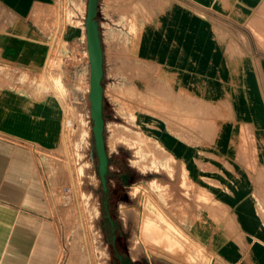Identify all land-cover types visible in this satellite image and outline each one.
<instances>
[{
    "label": "crops",
    "instance_id": "1",
    "mask_svg": "<svg viewBox=\"0 0 264 264\" xmlns=\"http://www.w3.org/2000/svg\"><path fill=\"white\" fill-rule=\"evenodd\" d=\"M257 2L98 0L104 83L115 73L114 58L136 57L140 63L148 64L157 105L175 102L204 110L206 104H212L206 101V94L221 90L223 19L236 21L235 15L253 8ZM54 6L55 0H0V67L25 73L47 68L56 30ZM84 15L83 11L77 18L71 16L79 24L64 22L57 35L68 51L81 44L86 54ZM130 26L137 35L133 48L126 44ZM10 77L0 74V79ZM142 78L139 80L143 81ZM52 79L51 88L61 93V81L56 76ZM175 88H184L192 95L183 98L174 94ZM208 98L212 99L211 95ZM213 99L218 114L220 99ZM249 104L256 106V112L246 119L253 144L231 150L247 154L246 160L237 157L236 167L232 166L240 182L244 170V182L224 199L216 186H203L222 204L214 209L218 220L200 214L179 222L167 213L178 231L208 255L207 264H264V95L252 96ZM199 112L196 110L195 114L200 122L203 117ZM156 115V120L164 118L160 112ZM164 126L165 130H156L157 137L163 130L171 136L168 125ZM196 126L202 131V124ZM63 127V107L58 95H38L25 85L0 81V264L58 263L61 235L51 215L45 185L48 180L55 185L61 183L59 163L47 152L60 146ZM186 135L196 136L197 131L181 133ZM166 145L177 158H186V152L199 157L203 154V159L208 154L203 163L214 170L209 176L221 182V144ZM199 182L198 179V187H202ZM138 253L139 249L132 255Z\"/></svg>",
    "mask_w": 264,
    "mask_h": 264
},
{
    "label": "rangeland",
    "instance_id": "2",
    "mask_svg": "<svg viewBox=\"0 0 264 264\" xmlns=\"http://www.w3.org/2000/svg\"><path fill=\"white\" fill-rule=\"evenodd\" d=\"M86 2L55 0L53 27L56 30L47 68L44 66L36 72L25 73L0 67V74L11 76L0 81L25 85L38 95L52 92L58 95L63 107L64 127L60 146L47 152L59 163L62 179L58 185L49 180L45 185L51 215L61 235V252L57 264H121V256L114 255L111 245L115 233L111 234L103 211L104 194L94 154L87 98V52L84 53L81 44L68 51L64 43L57 40L64 22L77 26L80 21L75 18L79 13L84 11L86 15ZM235 17L236 21L232 22L228 21L229 18L223 19L221 90L206 94V101L212 104H206L204 110L175 102L157 105L148 64L140 63L139 58L132 56L113 60L115 73L107 77L104 83L105 137L107 152L112 156L109 168L111 171L117 170L113 160L117 157L120 165L129 164L141 177L127 185L132 177L130 174L125 175V184L121 185L120 193L123 194L126 189L128 201L118 200L115 206V198H111L108 208L112 213L115 206L113 215L126 231V251L135 260H147L146 256L149 255L146 252L149 248L139 235L145 196L167 217L169 213L179 222H184L185 217L188 220L200 214L217 221L214 209L222 204L219 199L213 198V194L203 190V186H216L224 199L245 180L244 170H241L240 182L232 166L236 167L237 157L246 160L247 154L231 150H235L236 146L246 148L253 144L246 119L251 117L248 114L256 112V106L249 102L252 96L259 98L264 95V0H259L253 8H247ZM129 28L131 33L126 44L127 48H133L137 35L133 26ZM53 76L62 83L61 93L54 92L49 84L53 82ZM140 76L143 81L139 80ZM55 87H58V82H55ZM173 91L186 99L192 95L184 88H175ZM209 95L212 99L208 98ZM214 97L219 98L221 103L218 110L216 107L218 114L214 109ZM194 110H200L203 117L200 122ZM157 112L164 114V118L156 120ZM198 123L202 124V131L197 130ZM165 124L171 136H166ZM161 129H164L163 134L157 137L156 130ZM194 131H197L196 136H181L182 132ZM167 142L190 147L199 143L221 144L224 150L221 182H215L209 176L214 170L208 167V163H203L208 160V154L203 159V154L200 158L199 154L186 152V158H177L168 151ZM198 179L202 187H198ZM110 182L114 183L113 175ZM135 240L139 245V253L133 256L132 245ZM122 242L123 237L116 244L118 253H123Z\"/></svg>",
    "mask_w": 264,
    "mask_h": 264
},
{
    "label": "water",
    "instance_id": "3",
    "mask_svg": "<svg viewBox=\"0 0 264 264\" xmlns=\"http://www.w3.org/2000/svg\"><path fill=\"white\" fill-rule=\"evenodd\" d=\"M84 18L87 60L89 62L88 92L92 138L97 155V170L103 189H107L109 154L106 149L103 115V49L97 18L98 0H87ZM92 152V150H91ZM144 245L149 248V264H207L208 255L185 237L170 219L159 210L148 196L142 206L139 231ZM115 236L113 237V239Z\"/></svg>",
    "mask_w": 264,
    "mask_h": 264
},
{
    "label": "trees",
    "instance_id": "4",
    "mask_svg": "<svg viewBox=\"0 0 264 264\" xmlns=\"http://www.w3.org/2000/svg\"><path fill=\"white\" fill-rule=\"evenodd\" d=\"M102 83L104 86L103 78H102ZM105 111H106V103H105L104 96H103L104 119L106 116ZM104 137H105V128H104ZM105 144H106V137H105ZM105 146L107 149V145H105ZM94 154H95L96 162H97V155H96L95 149H94ZM113 160L116 163L117 170L111 171L110 168H108V171L106 174L107 189L104 190L102 187V184H101V190H102V193L104 194L103 211H104L105 217L107 218V221L109 223V229H110L111 234L115 233L114 243L112 244V242H111V245H112L113 250H114V255H120L121 256V259H122L121 264H123L124 258H126L128 260L127 264H136L137 260H131L130 257L128 256L127 251H126V247H125L126 231H124L121 228L118 220L115 218V216L113 214H114L115 206H116V203L118 200L128 201V195H127L126 189H125L123 194L120 193L121 185H123V183L125 184V182H124L125 175L130 174V176L132 177V179L129 182H127V185H130L133 181L139 179L141 177V174L137 170H135L132 166H130L129 164H124V166L120 165L118 163L117 157L113 158ZM110 164H112V156H109L108 167L110 166ZM111 175L114 176V183L113 184L110 182ZM111 198H115V206L112 209V213L108 208V202ZM121 237L124 238V242H122L123 253H118L117 249H116V244L120 242ZM145 263H148L147 260H145Z\"/></svg>",
    "mask_w": 264,
    "mask_h": 264
},
{
    "label": "bare ground",
    "instance_id": "5",
    "mask_svg": "<svg viewBox=\"0 0 264 264\" xmlns=\"http://www.w3.org/2000/svg\"><path fill=\"white\" fill-rule=\"evenodd\" d=\"M76 192H77V190H76ZM75 192V193H76ZM138 238V237H137ZM136 238V239H137ZM138 249H139V245H138V242L135 240L134 242H133V245H132V253L134 254L136 251H138ZM147 252H149V249H147L146 250Z\"/></svg>",
    "mask_w": 264,
    "mask_h": 264
},
{
    "label": "flooded vegetation",
    "instance_id": "6",
    "mask_svg": "<svg viewBox=\"0 0 264 264\" xmlns=\"http://www.w3.org/2000/svg\"><path fill=\"white\" fill-rule=\"evenodd\" d=\"M128 256L130 257V255L128 254ZM131 260H133L131 257H130ZM128 263V260L126 258L123 259V264H127ZM136 264H149V263H145V260H142V259H139L137 260V263Z\"/></svg>",
    "mask_w": 264,
    "mask_h": 264
}]
</instances>
